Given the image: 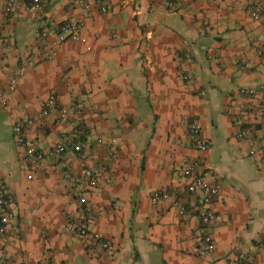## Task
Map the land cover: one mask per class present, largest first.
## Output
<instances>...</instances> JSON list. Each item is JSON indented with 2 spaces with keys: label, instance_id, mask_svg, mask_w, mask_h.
<instances>
[{
  "label": "crops",
  "instance_id": "obj_1",
  "mask_svg": "<svg viewBox=\"0 0 264 264\" xmlns=\"http://www.w3.org/2000/svg\"><path fill=\"white\" fill-rule=\"evenodd\" d=\"M263 2L108 0L106 13L98 6L88 13L69 0H48L39 19L20 6L8 16L6 0H0V91L25 71L9 108L0 107V178L18 205L14 229L0 236V260L249 264L252 258V264H264L258 240L264 237V92L241 93L264 86V57L258 54L264 24L246 14ZM74 22L83 25L81 41L65 42L54 60L44 61L46 43L38 31ZM185 48L192 64L181 54ZM188 74L193 81L184 80ZM51 94L57 108L39 119ZM248 104L252 109L244 111ZM59 109L67 111L65 119ZM34 118L27 145L49 151L79 130L85 148L46 158L29 179L21 169L25 148L16 144L12 127ZM192 122L202 127L208 150L195 149ZM245 128L253 129L252 138L238 139ZM111 148L115 156L107 160ZM89 156L97 167L104 162L109 168L95 191L73 175ZM185 160H201L208 180L221 187L212 205L216 251L206 258L195 253L199 219L173 203L151 201L155 192L175 189L188 211L202 208L201 199L187 193ZM86 211L102 241L111 242L110 252L67 231V223Z\"/></svg>",
  "mask_w": 264,
  "mask_h": 264
},
{
  "label": "built area",
  "instance_id": "obj_2",
  "mask_svg": "<svg viewBox=\"0 0 264 264\" xmlns=\"http://www.w3.org/2000/svg\"><path fill=\"white\" fill-rule=\"evenodd\" d=\"M82 8L86 12H91L95 6H98L102 13L108 11V0H69ZM48 0H6L5 12L8 16L12 15L18 6L22 7L27 13L36 15L39 19L45 14ZM173 9L174 4L168 5ZM174 11V10H173ZM246 14L255 22L264 24V2L259 5L250 6L246 10ZM83 25L78 22L70 23L68 25L57 26L54 23L38 31L41 39L46 43V50L42 59L44 61H52L58 54L61 45L67 41H81V30ZM51 36H54V41L49 42ZM181 54L188 64H192L194 56L188 48L182 49ZM261 57H264V48L258 51ZM25 76V71H21L18 75L12 78L7 89L0 91V107L8 109L10 105V97L14 90L19 86L21 79ZM184 80L193 81L192 75H185ZM264 92V86L259 88L242 89L241 93L249 97H254L258 92ZM204 94V91L202 92ZM81 109L83 104H79ZM57 108V97L54 94L49 95L41 103V113L39 119L47 118L52 111ZM244 111L252 109V105H243ZM59 115L65 119L68 115L65 109H59ZM38 118L29 119L27 121L18 120L13 124V135L18 146L24 147L25 152L22 156L21 169L28 174V178L34 177V172L37 167L48 157H60L66 154L67 150H72L76 154H81L84 151L85 145L80 141L81 131L77 130L72 137H69L66 142L57 145L49 151L42 150L35 146L26 144V133L32 127ZM192 136L195 142V149L203 152L208 150L210 144L203 136L202 127L197 122L190 124ZM254 134L253 129L245 128L238 133V139L248 140ZM102 142V141H100ZM112 147L117 145L116 140H112ZM115 156L114 148L106 151L107 160H112ZM261 164L264 170V149L260 151ZM87 165L81 168L78 173H74L75 178L81 177L87 184L91 191L99 189L102 180L106 178L109 173V168L106 163L102 162L98 167L93 156L86 159ZM182 175L187 180V193L191 196L199 197L201 199L202 208L196 211H188L187 207L180 201V192L175 189H168L167 191L155 192L152 196V204L157 205L160 202L173 203L178 207L182 214L188 215L189 218L197 217L200 222L198 229L196 256L199 258H206L216 251V244L211 233V227L216 221V214L212 208L213 202L221 195V187L218 184H212L206 174V166L201 160H185L182 167ZM75 186V183L73 184ZM76 197V194H74ZM78 198L83 204L84 199ZM18 205L13 197L8 186L2 178H0V236L4 237L12 231L15 227L17 218ZM92 214L86 211L82 219L70 220L67 223V231L80 239L88 245H101L105 251H111V242L102 241L100 236L94 231L92 226ZM259 242L264 243V237H259ZM249 264L254 261L252 258L248 259ZM0 264H6L0 260Z\"/></svg>",
  "mask_w": 264,
  "mask_h": 264
}]
</instances>
